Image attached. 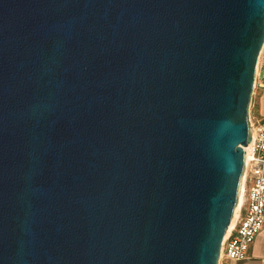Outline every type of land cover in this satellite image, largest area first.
Listing matches in <instances>:
<instances>
[{"label":"water","instance_id":"95a60500","mask_svg":"<svg viewBox=\"0 0 264 264\" xmlns=\"http://www.w3.org/2000/svg\"><path fill=\"white\" fill-rule=\"evenodd\" d=\"M263 47L264 0H0V264H219Z\"/></svg>","mask_w":264,"mask_h":264},{"label":"built area","instance_id":"2783aa9c","mask_svg":"<svg viewBox=\"0 0 264 264\" xmlns=\"http://www.w3.org/2000/svg\"><path fill=\"white\" fill-rule=\"evenodd\" d=\"M256 87L264 91V47L258 59L254 88ZM250 121L252 146L249 154L247 146L244 147V201L230 232L223 240L220 254V258L225 256L236 261L248 258L250 248L264 226V115L256 122Z\"/></svg>","mask_w":264,"mask_h":264},{"label":"crops","instance_id":"0c3cea01","mask_svg":"<svg viewBox=\"0 0 264 264\" xmlns=\"http://www.w3.org/2000/svg\"><path fill=\"white\" fill-rule=\"evenodd\" d=\"M219 264H264V226L254 240L246 260L236 261L222 256L219 260Z\"/></svg>","mask_w":264,"mask_h":264},{"label":"rangeland","instance_id":"374dc122","mask_svg":"<svg viewBox=\"0 0 264 264\" xmlns=\"http://www.w3.org/2000/svg\"><path fill=\"white\" fill-rule=\"evenodd\" d=\"M249 114L250 119L254 122H256L257 119L264 115V91L261 90L259 87H256L253 90L249 106ZM244 176L245 171L243 173V177ZM242 201H244V196Z\"/></svg>","mask_w":264,"mask_h":264},{"label":"bare ground","instance_id":"6f19581e","mask_svg":"<svg viewBox=\"0 0 264 264\" xmlns=\"http://www.w3.org/2000/svg\"><path fill=\"white\" fill-rule=\"evenodd\" d=\"M251 146H252V144L250 143V144L247 145V147H246V149H247V153H248V154H249V152H250ZM244 178H245V176L243 177L242 184H241L240 200H239V203H238V205H237V207H236L235 214H234V217H233L232 223H231V225H230V227H229V229H228V231H227V234L230 232V229L232 228V226H233V224H234L235 218H236V216H237V214H238V211H239V209H240V207H241V204H242V200H243V196H244V195H243V189H244Z\"/></svg>","mask_w":264,"mask_h":264}]
</instances>
